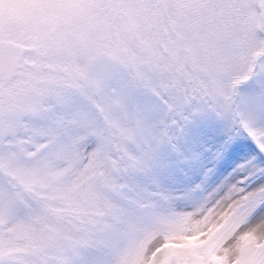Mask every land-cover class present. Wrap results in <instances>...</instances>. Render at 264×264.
<instances>
[{
  "label": "snow or ice",
  "instance_id": "6c2138e0",
  "mask_svg": "<svg viewBox=\"0 0 264 264\" xmlns=\"http://www.w3.org/2000/svg\"><path fill=\"white\" fill-rule=\"evenodd\" d=\"M209 116L264 164V0H0V264H264V166L185 182Z\"/></svg>",
  "mask_w": 264,
  "mask_h": 264
},
{
  "label": "rangeland",
  "instance_id": "374dc122",
  "mask_svg": "<svg viewBox=\"0 0 264 264\" xmlns=\"http://www.w3.org/2000/svg\"><path fill=\"white\" fill-rule=\"evenodd\" d=\"M226 124L214 117L198 119L189 126L185 152H197L200 156L198 166L188 167L184 173L185 182L196 181L201 168L211 165L214 182L243 171L246 167L257 169L264 166L259 162L258 149L246 136H232Z\"/></svg>",
  "mask_w": 264,
  "mask_h": 264
}]
</instances>
